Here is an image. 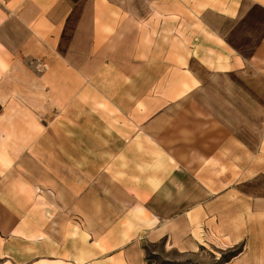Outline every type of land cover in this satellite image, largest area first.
Returning <instances> with one entry per match:
<instances>
[{
  "label": "crops",
  "instance_id": "1",
  "mask_svg": "<svg viewBox=\"0 0 264 264\" xmlns=\"http://www.w3.org/2000/svg\"><path fill=\"white\" fill-rule=\"evenodd\" d=\"M264 264V0H0V264Z\"/></svg>",
  "mask_w": 264,
  "mask_h": 264
},
{
  "label": "rangeland",
  "instance_id": "2",
  "mask_svg": "<svg viewBox=\"0 0 264 264\" xmlns=\"http://www.w3.org/2000/svg\"><path fill=\"white\" fill-rule=\"evenodd\" d=\"M236 251L207 247L196 254H183L158 243L146 246V259L148 264H224Z\"/></svg>",
  "mask_w": 264,
  "mask_h": 264
},
{
  "label": "trees",
  "instance_id": "3",
  "mask_svg": "<svg viewBox=\"0 0 264 264\" xmlns=\"http://www.w3.org/2000/svg\"><path fill=\"white\" fill-rule=\"evenodd\" d=\"M235 255H236V254L232 255L231 257H233V256H235ZM231 257H230V258H231ZM228 260H229V259H228ZM228 260H226V261H228ZM226 261H225V262H226Z\"/></svg>",
  "mask_w": 264,
  "mask_h": 264
}]
</instances>
